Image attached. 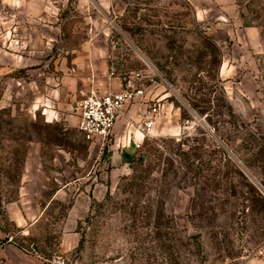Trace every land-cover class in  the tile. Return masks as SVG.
<instances>
[{"label": "rangeland", "instance_id": "rangeland-1", "mask_svg": "<svg viewBox=\"0 0 264 264\" xmlns=\"http://www.w3.org/2000/svg\"><path fill=\"white\" fill-rule=\"evenodd\" d=\"M58 15V74H75L71 57L93 41L117 74L144 76L159 115L113 171L108 146L92 150L76 122L0 103V200L17 197L32 142L50 178L44 200L68 185L26 246L67 264H264V212L249 214L236 174L264 195V0H68ZM67 228L80 240L61 252Z\"/></svg>", "mask_w": 264, "mask_h": 264}, {"label": "crops", "instance_id": "crops-1", "mask_svg": "<svg viewBox=\"0 0 264 264\" xmlns=\"http://www.w3.org/2000/svg\"><path fill=\"white\" fill-rule=\"evenodd\" d=\"M67 3L68 0H0V103L17 98L27 103L31 111L40 110L48 121L76 122L78 126L77 116L67 112H74V97L82 98L93 89L122 90L133 76L117 74L103 57V48L90 40H84L71 57L75 74L68 71L70 68L60 74L55 71L57 58L52 51L60 31L58 14ZM145 111L144 105L135 102L117 118L115 140L107 145L112 152L109 160L113 171L130 164L136 150L134 144H140L143 138L134 123L144 118ZM89 143L96 152L104 148L100 138ZM29 148L17 197L0 200V264H52L51 259L39 253L37 243L26 246V238L45 217L51 200L68 185L56 189L51 198L44 200L50 178L46 174L42 143L32 142ZM58 152L54 157L56 165L63 151ZM68 220L72 222L71 215ZM79 240L77 230L67 228L61 237V252H69Z\"/></svg>", "mask_w": 264, "mask_h": 264}, {"label": "built area", "instance_id": "built-area-1", "mask_svg": "<svg viewBox=\"0 0 264 264\" xmlns=\"http://www.w3.org/2000/svg\"><path fill=\"white\" fill-rule=\"evenodd\" d=\"M143 78L140 73H135L122 90L101 92L93 89L75 102L74 113L78 118V130L88 141L100 138L104 147L114 142L117 118L128 105L135 102H140L146 107L144 118L134 123L136 129L143 137L151 134L158 120L159 106L149 97L148 87L143 83ZM134 145L140 146L138 143ZM50 262L67 264L64 256H57Z\"/></svg>", "mask_w": 264, "mask_h": 264}, {"label": "trees", "instance_id": "trees-1", "mask_svg": "<svg viewBox=\"0 0 264 264\" xmlns=\"http://www.w3.org/2000/svg\"><path fill=\"white\" fill-rule=\"evenodd\" d=\"M204 111L205 110L201 112ZM259 153H263L262 148L259 150ZM236 174L240 180L247 182L246 185L248 186V189L240 196L244 199V207L248 209L249 214L253 217L259 216L260 213L264 212V195L262 194L261 190L255 184H253V182H251L242 171L238 170ZM262 184L264 186V181ZM234 192L235 193H232V196L236 195V191ZM38 251H40L39 253L43 255V250H41L40 247Z\"/></svg>", "mask_w": 264, "mask_h": 264}, {"label": "water", "instance_id": "water-1", "mask_svg": "<svg viewBox=\"0 0 264 264\" xmlns=\"http://www.w3.org/2000/svg\"><path fill=\"white\" fill-rule=\"evenodd\" d=\"M33 247L36 249L37 248V244H34Z\"/></svg>", "mask_w": 264, "mask_h": 264}, {"label": "bare ground", "instance_id": "bare-ground-1", "mask_svg": "<svg viewBox=\"0 0 264 264\" xmlns=\"http://www.w3.org/2000/svg\"><path fill=\"white\" fill-rule=\"evenodd\" d=\"M139 132V131H138ZM140 133V132H139ZM141 134V136L143 137V135H142V133H140Z\"/></svg>", "mask_w": 264, "mask_h": 264}]
</instances>
